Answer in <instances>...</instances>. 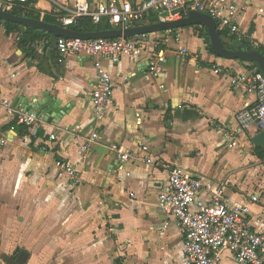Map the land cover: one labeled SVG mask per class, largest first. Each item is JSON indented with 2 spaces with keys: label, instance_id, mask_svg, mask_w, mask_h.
Segmentation results:
<instances>
[{
  "label": "crops",
  "instance_id": "obj_1",
  "mask_svg": "<svg viewBox=\"0 0 264 264\" xmlns=\"http://www.w3.org/2000/svg\"><path fill=\"white\" fill-rule=\"evenodd\" d=\"M90 1L95 8L109 0ZM6 5L0 0L1 8ZM25 5L59 20L63 11L54 0ZM260 7L264 0L250 3L241 29L245 41L264 48ZM154 17L162 21L161 14L149 11L130 27L151 25ZM104 28L119 27L91 21L80 31ZM204 28L146 34L152 49L166 54L159 76L150 72L145 55L118 63L103 59L114 92L106 115L98 117L92 107L97 82L93 57L71 54L59 61L56 48L48 52L47 34L35 42L33 56L20 44V31L9 34L0 24V264H7L3 254L15 259L21 250L28 253L25 264H182L181 231L174 220L165 226L157 207L173 165L223 185L233 198L248 202L254 216L264 213V158L256 149L262 146L251 139L259 131L243 134V146L230 147L223 136L238 130L237 114L256 97L231 85L234 70L214 72L216 63L237 64L238 71L245 63L216 56ZM225 41L242 44L231 35ZM183 47L186 55L180 52ZM37 103H48L45 114L37 115L39 125L19 124L15 110L37 114L31 108ZM95 132L98 136L91 140ZM112 144L140 159L122 164ZM59 159L75 166L78 182L59 175ZM253 194L258 201H250ZM255 226L264 231V220ZM228 258L235 261L224 252L223 259Z\"/></svg>",
  "mask_w": 264,
  "mask_h": 264
},
{
  "label": "built area",
  "instance_id": "obj_2",
  "mask_svg": "<svg viewBox=\"0 0 264 264\" xmlns=\"http://www.w3.org/2000/svg\"><path fill=\"white\" fill-rule=\"evenodd\" d=\"M6 3H27L30 0H5ZM65 12L60 18L62 26L70 27L79 22L80 18L89 17L95 24L107 20L114 27L126 29L139 23L149 11L161 14V20L166 21L169 16H177L181 13H173L174 10L184 8L197 10L211 15L217 22L221 31H227L240 43L245 41L241 23L245 12L253 0H140L132 3L129 0H109L93 7L90 0H63L57 2ZM264 8H259L263 13ZM180 38L177 37V40ZM56 49L59 53V61L71 54H87L94 58V67L97 74V82L92 91V107L98 117H104L113 96L114 84L111 73L103 64V59L118 63L123 58L147 57L150 72L159 76L164 71L166 54L164 51L152 49L146 34L137 37H107V38H68L59 37ZM181 54L186 55L188 49L183 47ZM242 71H238L239 65L233 64L227 67L216 63L214 72L219 74L226 70H234L230 77L231 85L245 93L254 94L256 100L247 103L237 114L238 130L223 132L225 139L229 140V146H243L240 138L250 130H264V74L261 70L252 66L251 62H245ZM243 63V64H244ZM3 103L9 112H14L8 99ZM17 122L36 128L39 125V117L33 112L15 110ZM95 132L91 140L97 138ZM56 139V134H51ZM3 143L5 139L1 140ZM89 143L83 146L88 148ZM113 150L122 164L140 159V156L122 149L117 144H112ZM143 151H148V145H142ZM152 163L151 157L145 158ZM59 175L74 178L79 181L76 168L73 164L59 159L55 163ZM259 200L257 194L250 196V201ZM157 207L165 215V226L174 220L183 237L181 250L182 264H221L223 253L227 252L237 264H264V231L255 225L263 223L264 213L254 216L248 202L233 198L225 187L211 180L193 176L181 165H173L169 169L167 188L160 191L157 198Z\"/></svg>",
  "mask_w": 264,
  "mask_h": 264
},
{
  "label": "water",
  "instance_id": "obj_3",
  "mask_svg": "<svg viewBox=\"0 0 264 264\" xmlns=\"http://www.w3.org/2000/svg\"><path fill=\"white\" fill-rule=\"evenodd\" d=\"M184 8H179L173 11V13H183ZM0 20L2 23L7 24L9 22L18 23L26 28L34 29L39 31L41 34H47L50 38V47L48 52L51 53L52 50L56 48L57 39L61 36L68 38H107V37H131L135 35L149 34L157 31L164 30H176L177 28L187 27L192 25H202L207 30V43L209 49L218 57L231 59V60H241L248 61L252 63H257L258 67L264 74V53L257 49H250L244 44L236 45L234 48H227L223 37L217 27L216 20L206 12H200L197 10H188L187 15L176 19L173 21H159L154 17L152 19L151 25H141L135 28L128 27L126 29H101L95 31H79L70 27H64L56 23H50L37 19L34 17H29L26 15H17L7 11L0 7ZM48 103H37L31 106L32 110L37 111V115L40 116L45 114ZM49 112V111H48ZM252 142L255 146L264 147V130L257 132L252 136ZM2 259L7 264H25L28 257V253L25 250H21L15 259H12L6 254H3Z\"/></svg>",
  "mask_w": 264,
  "mask_h": 264
},
{
  "label": "trees",
  "instance_id": "obj_4",
  "mask_svg": "<svg viewBox=\"0 0 264 264\" xmlns=\"http://www.w3.org/2000/svg\"><path fill=\"white\" fill-rule=\"evenodd\" d=\"M26 3H20V2H16L14 1V3H8L6 5V10L13 13V14H17V15H26V16H30V17H34L37 19H41L43 21L46 22H51V23H58L62 25V22L57 19L56 17L52 16V15H48V14H40V13H35L34 11L28 10L27 6L25 5ZM64 11H61L60 14L62 16V14H64ZM91 22V19H89V17H83L80 18L79 22L75 25H71V27L75 30H85L86 26ZM0 24H3L2 21L0 20ZM4 26L7 29V33H12V32H21V39H20V44L27 47L29 50V54L35 56L36 54V47L34 46L36 41H39L42 37L43 34H41L39 31L34 30V29H30V28H26L18 23L15 22H9L7 24H4ZM223 40L225 42V45L227 48H234L235 45L234 44H229L225 41L226 37H230V35H228V32H224L219 30ZM204 35L205 37L207 36V30L204 28ZM233 38V37H232ZM242 44H244L245 46L249 47L250 49H257L259 51H261L262 53H264V48L260 47V46H256L251 44L248 41H242L240 42ZM252 63V62H251ZM252 66L257 68L258 70H260V68L258 67L257 63H252ZM257 154L259 155V157L264 158V148L262 147H257Z\"/></svg>",
  "mask_w": 264,
  "mask_h": 264
},
{
  "label": "rangeland",
  "instance_id": "obj_5",
  "mask_svg": "<svg viewBox=\"0 0 264 264\" xmlns=\"http://www.w3.org/2000/svg\"><path fill=\"white\" fill-rule=\"evenodd\" d=\"M1 1L4 2V0H1ZM2 6H4V4H2ZM2 8H4V7H2ZM222 264H236V263H235V261L228 258V259H223Z\"/></svg>",
  "mask_w": 264,
  "mask_h": 264
}]
</instances>
